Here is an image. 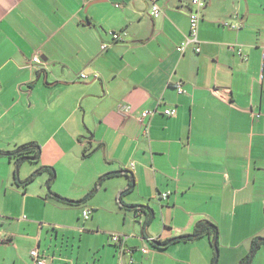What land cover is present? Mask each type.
<instances>
[{"label":"crops","instance_id":"crops-1","mask_svg":"<svg viewBox=\"0 0 264 264\" xmlns=\"http://www.w3.org/2000/svg\"><path fill=\"white\" fill-rule=\"evenodd\" d=\"M157 2L154 18L151 0H0V151L40 149L0 154V264L35 248L48 264H246L264 240V0H206L201 51L184 53L190 0ZM200 221L216 262L213 231L147 239Z\"/></svg>","mask_w":264,"mask_h":264},{"label":"built area","instance_id":"built-area-1","mask_svg":"<svg viewBox=\"0 0 264 264\" xmlns=\"http://www.w3.org/2000/svg\"><path fill=\"white\" fill-rule=\"evenodd\" d=\"M206 5V0H190V31L189 33L186 35L185 37V41L183 42V44H181L180 46L177 47V50L180 53H184V51L188 48V46L192 45L194 50L196 52H200L201 51V41L199 39V30H200V22L202 19V12L205 8ZM163 13V9L162 7L158 4L157 0H151V14L154 18L161 16ZM122 34L121 32H116V31H112L111 35H112V42H104L102 44V48L106 49L107 47H110L112 44H114L115 42L119 41L120 39H122ZM32 63L38 66L43 67L44 63L43 60L41 59L39 54H34L33 58H32ZM81 77L85 78L87 77V75L85 73H81ZM177 87H178V91L181 93L184 91L183 88V83L182 81H179L177 83ZM225 100H229V99H225ZM157 111L156 109H148V110H144L142 112V114L140 115L139 119L142 122V124H144L146 126V128H148V123H147V118L154 114ZM163 113L167 116H174L176 115L177 111L174 108H167L165 110H163ZM261 114L257 113V116L259 117ZM170 192H163L160 195V199H167V197L169 196ZM91 211L89 209L84 210L83 212V217L84 219H88L90 217ZM112 236V240L116 243H118L120 246H123L125 240L127 239L128 235L126 234H122V233H117V232H112L111 233ZM153 238H150V240ZM142 250L144 252H147L148 249L147 248H142ZM129 251H131L129 249ZM31 256L33 259V264H48L46 258H44L43 256H41V254L39 253V250L37 248L32 249L31 250Z\"/></svg>","mask_w":264,"mask_h":264},{"label":"trees","instance_id":"trees-1","mask_svg":"<svg viewBox=\"0 0 264 264\" xmlns=\"http://www.w3.org/2000/svg\"><path fill=\"white\" fill-rule=\"evenodd\" d=\"M191 7V6H190ZM189 14H190V11H189ZM202 17H203V12H202ZM189 20H190V17H189ZM120 41V40H119ZM192 46V45H190ZM189 47V46H188ZM193 48V46H192ZM194 49V48H193ZM195 51V50H194ZM36 149V150H35ZM32 148L31 146H28V145H24V146H21L18 150L14 151V152H2L0 151V154H6L8 155L10 158L12 157H16V163H17V166H19L20 162L22 159H31V160H36L38 158V155H39V147L37 146V148ZM125 191V190H124ZM124 191H121V194L124 193ZM50 193H53V195H56L54 192L50 191ZM58 198H61V196H58ZM71 201V200H69ZM144 207V206H143ZM136 209H138V211H141L140 209H143V208H140L139 207ZM140 212H138L139 214ZM211 231H213L215 233L214 237H213V240H216V245L219 247V240H218V227L215 223H212L210 221H200L198 224H197V227H196V231H195V234L197 233H207V234H211ZM112 233V232H111ZM111 233H110V236H111ZM118 233V232H117ZM127 235V234H126ZM194 237V234L193 235H186V237L182 238V239H188V238H192ZM112 238V236H111ZM151 243L152 245L155 247V248H162V246H164L165 244H167L168 242L165 241V242H162V240L158 237L156 238H153L150 240V238L148 237L147 238ZM182 239H176L174 241H179V240H182ZM259 239L256 237L253 239V249L256 245H258V247L260 246V243L258 241ZM263 243H264V240H263ZM212 244L213 241H212ZM215 246V245H214ZM146 248V247H145ZM148 249V248H147ZM250 256L246 259L247 261L249 260Z\"/></svg>","mask_w":264,"mask_h":264},{"label":"rangeland","instance_id":"rangeland-1","mask_svg":"<svg viewBox=\"0 0 264 264\" xmlns=\"http://www.w3.org/2000/svg\"><path fill=\"white\" fill-rule=\"evenodd\" d=\"M19 178V177H18ZM59 187H66L67 185H65L63 182H58V184H57ZM55 186V187H53V186H51L50 185V187H49V189L52 191V190H54L55 188H57L58 186ZM45 188H46V190H48L47 189V186L45 185ZM50 190H48V194H50L49 196H52V193H50ZM69 207H71V205H69ZM45 214V213H44ZM44 214L43 213H39V219L40 220H44L43 219V216H44ZM75 215L76 214H71V216L72 217H74L75 218ZM61 217H62V213H59L58 215H56V214H54V213H52L51 211H49V212H46V215H45V218H46V221H53L55 218L56 219H61ZM66 218H69V215H66L65 216ZM214 248H215V246H214ZM253 250V249H252ZM215 251H216V248H215ZM252 252V251H251Z\"/></svg>","mask_w":264,"mask_h":264},{"label":"water","instance_id":"water-1","mask_svg":"<svg viewBox=\"0 0 264 264\" xmlns=\"http://www.w3.org/2000/svg\"><path fill=\"white\" fill-rule=\"evenodd\" d=\"M46 75H48V72H46ZM17 174H18V172H17ZM200 235H201V233L199 232V233H197V234H194V237H198V236H200ZM184 237H186V236H179V237H177V238H173V239L169 240L168 243H170V242H172V241H174V240H176V239H182V238H184ZM262 240H263V238H259L258 241L261 242ZM213 243H214L215 248H216V257H215V262H216L217 259H218V257H219V253H220V252H219V247L216 245V240H213ZM257 248H258V245H256V246L254 247V249L252 250V252H251V254H250V258H249V260H248V262H247L246 264H249V263H250V261H251L253 255H254V253L256 252Z\"/></svg>","mask_w":264,"mask_h":264}]
</instances>
